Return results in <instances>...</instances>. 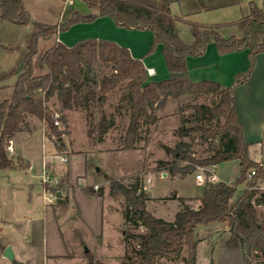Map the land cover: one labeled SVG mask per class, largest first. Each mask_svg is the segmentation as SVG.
I'll list each match as a JSON object with an SVG mask.
<instances>
[{
  "label": "trees",
  "instance_id": "16d2710c",
  "mask_svg": "<svg viewBox=\"0 0 264 264\" xmlns=\"http://www.w3.org/2000/svg\"><path fill=\"white\" fill-rule=\"evenodd\" d=\"M94 14L84 18L73 14L64 23L49 26L34 22L26 12L22 0H0V21L17 26H32L33 31L26 47L22 64L26 69L18 73L9 100L0 103V173L6 171H26L29 165L20 156H11L7 152L9 141L23 131L28 117L44 124L47 131L60 137L53 125L54 111L49 103L52 99L64 111L85 108L89 103L102 105L107 93L119 88L126 101L128 126L124 137L123 151H133L139 139V128L155 122V112L165 107L169 99H198L214 96L217 102L212 106L193 105V117L197 122L216 121L214 127L196 126L186 129L187 120L180 117L181 127L177 131L180 138L190 132H198L201 144H205L211 154L203 159L191 157V145L179 142L174 149L165 148L174 158V163L160 162L169 176L192 175L198 167L217 166L230 161H238L239 177L231 182L208 184L202 187L197 209L180 200V210L172 222L153 217L146 211L147 194L142 190L143 182L139 178L125 186L112 179L109 181L111 196L124 199L123 238L124 255L121 264H157L160 260L169 263L196 264L199 240L196 229L215 224H226L228 238L222 247L238 250L246 264H264V167L249 159V145L243 140L233 101L234 89L245 83L256 64V57L264 54V1L261 7L250 5L249 14L237 24L240 39L222 38L215 30H205L196 24H190L193 44L183 43L175 29L170 6L174 0H81ZM107 17L114 25L125 30L149 31L153 42L148 55L155 47H162V56L168 72V79L162 82H150L143 64L131 57L127 49L114 43L84 40L71 48L59 43L58 35L67 32L76 24L92 23L97 18ZM217 30V28H216ZM53 40V46L47 50L41 64L45 74L35 76L33 59L38 54L40 42ZM209 44H214L219 55L234 52H247L249 68L245 74L235 76L232 87L202 81L193 83L189 77L186 59L204 55ZM13 52L17 48L2 47ZM110 70L97 84L95 66ZM11 75L7 76L9 79ZM122 84V87L119 85ZM86 86L85 91H81ZM94 86L98 89L95 91ZM190 108V106H189ZM185 107H179L182 113ZM64 121V118L61 120ZM113 119L102 117L98 123L100 135L112 126ZM218 144L215 149L213 143ZM264 161V155H263ZM175 162H186L180 167ZM161 169V168H160ZM254 171L255 175L250 177ZM245 187L237 201L231 204L240 186ZM46 187L55 194L60 190ZM88 194L92 190L86 189ZM185 250V253H184ZM87 264H101L92 261L86 254ZM14 264V263H13Z\"/></svg>",
  "mask_w": 264,
  "mask_h": 264
},
{
  "label": "crops",
  "instance_id": "0c3cea01",
  "mask_svg": "<svg viewBox=\"0 0 264 264\" xmlns=\"http://www.w3.org/2000/svg\"><path fill=\"white\" fill-rule=\"evenodd\" d=\"M58 1L62 4L61 11L55 15H50V11H35L31 7L29 0L27 2L22 0V3L31 19L43 25L54 26L64 23L75 13L84 18L94 14V10L88 8L82 1L78 2L79 10L74 9L76 1L71 8L65 9L63 0ZM258 1L259 6L254 0H246L244 3L239 0H174L169 10L174 18L184 19L175 23V29L180 40L187 43V45H191L194 40L188 25L191 22L190 19L192 21L196 20L195 23L204 29L218 28L219 34L221 30H219V25L226 23V21L222 22L223 20L215 16L236 6L242 11L244 6L248 7L249 14L251 4L257 7L262 6L264 0ZM241 15L242 18L247 16ZM242 18H238L235 22H230L233 31L229 32L230 34L227 36H223L224 39L231 37L240 39L242 37L236 26ZM5 23L0 21V35L11 32L14 28H20V26L6 25ZM185 27H187L189 32L187 40H184L179 32L181 28ZM90 39L111 42L127 49L133 59L143 64L145 70H153L154 75L149 77L150 82H162L168 79V72L162 56V47L157 45L154 53L148 55L153 42V36L149 31L118 28L110 18L103 17L97 18L92 23L72 26L67 32L59 34L57 41L65 47L71 48L81 41ZM2 47H6V45L0 44V52H7ZM17 52L19 51L11 53ZM16 65L17 68H15ZM21 65L23 66L22 60L20 61L18 56L12 57L11 60H7L5 57L3 59L0 56L1 80L4 79L3 77L6 74L9 75L11 72H16V69L17 71L20 70ZM186 66L193 83L209 81L220 85L222 88H229L233 86L236 75L246 73L249 61L246 51L219 55L215 45L209 44L201 57H188ZM9 80H14L13 84L3 85L4 88L0 90V93H6L11 98L16 74L14 75L13 73ZM233 101L237 119L242 126L244 142L249 147L255 144L260 145L264 139V54L256 57V66L251 72L249 79L234 89ZM111 117L113 119L112 126L103 135H100L98 131L97 138L94 140L95 144L91 142L93 146L89 151H71L70 148L67 147L68 149H65L64 147V150L59 152V149H55L50 136L45 133L43 123L31 117L26 119L23 131L12 139V147L16 156H20L29 165L26 171H6L19 172L17 176L3 175L5 172L0 173V184L2 180L6 183L5 187H0V196L7 194L8 202L12 203L20 197L24 201L22 205L26 209L24 220H19L17 211H14V217L10 221L11 224H8L0 217V227L7 224L13 234L12 244L3 245L0 243L2 247L1 253L4 252L5 248L10 247L14 257L13 262L25 264V252L32 250L34 241L39 237L40 233L38 223H41L44 240L42 247L45 257L49 258L51 262L68 259L69 240L74 243V239L77 238L79 246H85L87 241L95 243L94 251L84 247L85 258L90 251L93 256L98 257L96 262L100 261L101 264H107V259H103L98 251L101 248L111 247L110 243L107 242L108 233L104 228V219L107 218L106 213L109 215H107L108 218H110V229L115 232L116 243L121 244L120 252L117 254V258L121 261L124 255V246L122 244L124 199L121 196H111L107 179H112L125 186L130 185L133 180L129 181L132 172L128 173L124 169L127 159L131 158V156H125L130 154L124 152L121 148L109 146L113 142L109 136L111 130L115 127L114 116ZM84 138L85 142H89L86 136ZM139 139L140 142L145 141L143 138ZM63 158L66 159L65 163L61 161ZM43 165L45 173L57 182L56 185L53 183L49 187L55 188L59 183L61 185L60 190L56 193V195H59L57 205L53 207L45 205L42 199V191L47 187L40 182L43 174ZM141 165L142 163H140V167H142ZM129 171H131L130 168ZM94 187H97V189L95 190ZM86 189H91L93 191L92 194H88ZM202 189L194 198L186 199L174 194L175 199L183 200V202L188 201L187 205L197 209ZM147 197L146 211L157 218L155 209L158 206V200L163 197H152L149 190ZM239 197L234 196L231 204L235 203ZM179 210L180 205L177 206L174 216ZM24 225L28 227L25 228ZM223 226L226 228L223 229L226 232L225 235H228L226 224H223ZM212 227L203 226L198 227L196 230H208ZM20 233H22V237L25 234H30L31 239L34 241L28 245L23 244ZM200 245H202V242H199L198 247ZM73 246L76 247V245L72 244ZM215 251L216 249H213L212 253L208 254L210 261L213 260ZM235 251L240 252L238 250ZM197 256L198 252L196 254V264ZM1 257H3L2 254Z\"/></svg>",
  "mask_w": 264,
  "mask_h": 264
},
{
  "label": "rangeland",
  "instance_id": "374dc122",
  "mask_svg": "<svg viewBox=\"0 0 264 264\" xmlns=\"http://www.w3.org/2000/svg\"><path fill=\"white\" fill-rule=\"evenodd\" d=\"M26 2L28 0H25ZM31 7L35 9V11L43 10L44 12L50 11V15L58 14L61 11L62 4L58 0H29ZM76 1V2H75ZM75 10H79V1L75 0ZM244 3L246 0H239ZM259 6V1L254 0ZM27 4V3H26ZM29 7V8H31ZM71 8V7H70ZM57 11V12H56ZM243 12V13H242ZM95 13V12H94ZM248 14V7L244 6L243 11L239 7L231 8L230 10H226L222 13H219L217 16L222 22L224 20L226 23H222L219 28V35L223 38V36H227L230 34L229 32L233 31V28L230 26V22H235L238 18H242V15ZM190 23L188 24H199L195 23L190 19ZM5 23V22H3ZM6 25H9L5 23ZM202 24V23H201ZM13 25V24H12ZM50 26V25H49ZM9 27V26H7ZM204 29V28H202ZM205 30H215L218 33V28H208ZM33 28L32 26L20 28H14L11 32L4 33L0 35V44H5L6 47L17 48V53L9 52H0L1 58L11 60L12 57H19L20 61L22 57L26 53V47L28 45L29 38L32 34ZM181 37L184 40H187V35L189 34L187 27L180 29ZM185 32V33H184ZM240 34V33H239ZM239 37V35H237ZM54 41L51 40L49 42H40L38 46V54L33 59V70L35 76H41L45 74V70L41 64V58L43 54L49 50L53 46ZM184 43V42H183ZM187 44V43H185ZM189 44V43H188ZM14 52V51H13ZM6 64V63H5ZM256 66V64H255ZM17 68V65L15 66ZM247 67L246 71L248 70ZM255 68V67H254ZM26 69V66H22L20 70L16 72H11L9 75H14ZM253 71V70H252ZM110 70L106 69L100 65L95 66V80L98 84L103 77L110 75ZM6 74L1 80L0 78V90L4 88L7 84H13L14 80L6 79ZM4 85V86H3ZM86 86L82 87V92L86 90ZM122 87V84L119 85ZM93 89L97 91L98 87L94 86ZM10 96V95H9ZM9 96L6 93H0V103L4 100H9ZM107 100L102 105H99L97 102L89 103L87 109L85 108H75L71 111H64L61 109L60 105L56 102L55 99H52L49 103L50 108L60 116L59 126L56 127L57 132L61 133L60 137H56L51 132L45 129V133L50 136V140L52 141L54 147L59 152H62L65 149L70 148L73 150H82L89 151L91 147L95 144L94 140L97 138L98 134V122L102 117L109 118L110 116H114L115 127L111 130L110 138L112 139V144H109L111 147L122 148L124 146V137L126 133V129L128 126V111H127V103L123 100L121 96V92L119 88H116L106 95ZM217 102V98L214 96L201 97L198 99H189V98H181L179 100L169 99L165 105V107L161 110L155 112V122L152 125L146 126L143 125L139 128V138L145 139L144 142H140L139 140L135 144V149L133 151H124L128 152L131 156L130 159H127L126 165L124 169L128 171V173L132 172V176H130V180L135 178H139L143 182L144 188L149 190L150 196L163 197L160 198L157 202V208L155 209V216L157 218L163 219L165 222H172L174 219V213L177 210V206L180 205L179 200L175 199V195L181 198H194L201 191V186L197 185L195 181V176L197 175V169L192 175H187L182 178L181 176H169L168 169H164L159 164L160 162L166 163H174V158L171 154H168L165 151V148L174 149L175 145L179 142H186L191 145V157L194 159H203L208 157L211 154V151L208 150L207 145L201 144L199 137L200 134L198 132H190V134L185 138H180L177 134V131L181 127L180 117H184L187 120V123L184 125L186 129H191L196 126H201L204 128L214 127L216 125V121L211 122H197L193 117V109L191 108L193 105H204V106H212ZM190 106V108H189ZM179 107H185L184 111L181 113L179 111ZM64 118V121L61 120ZM36 123V122H35ZM38 123V122H37ZM44 125V124H43ZM89 139V142H85V138ZM93 138V139H92ZM92 139V141H91ZM214 148H218L217 143H213ZM68 147V148H67ZM13 148V147H12ZM63 148V149H62ZM61 149V150H60ZM8 152V151H7ZM11 156H16L15 151L8 152ZM264 155V139L259 145H251L248 150L249 158L256 163H264L263 161ZM140 163H142V167H140ZM178 166L183 167L187 165L186 162H175ZM129 168L131 171H129ZM161 168V169H160ZM3 175L17 176L19 172H5ZM2 175V176H3ZM240 175V165L238 161H230L216 166L215 176L218 179V182L229 183L235 181ZM4 177V176H3ZM151 179V184L147 185L145 183L146 179ZM6 183L4 180L1 181L0 187H5ZM264 187V186H263ZM261 188V187H260ZM245 190L244 185L238 187L236 192V197L240 196L242 192ZM6 195V198H5ZM7 194L0 196V217L2 220L11 224L10 221L14 217V211H17L19 220H24L26 217V209L23 207L22 198L18 197L15 202H8ZM22 197V195H20ZM183 201V200H182ZM188 202V201H187ZM186 201L184 203L188 204ZM194 204V203H193ZM104 220V228L108 233L107 242L110 243L111 247H105L99 249V253L103 257V259H107V264H121V261L117 258V254L120 252L121 244L116 243L115 240V232L110 229L111 223L110 218L107 216ZM40 226L39 237L34 241L31 239L30 234H25L22 237V233H20L21 242L23 244H30L34 241V245L32 250H27L25 252V264H87L88 261L85 258V254L83 252L84 247L92 249L94 251L95 243L93 241H87L85 246L78 245L77 238L74 239V243H71L69 239V255L68 259L60 260L58 262H51L49 258L45 257V253L43 250V235H42V225L38 223ZM25 228L28 226L24 225ZM213 227L208 230H196L195 234L200 243L202 245L198 247V256H197V264H246L241 257L240 252L235 250H229L222 247L223 242L228 238V235H225V231L223 230L225 227L223 224L212 225ZM226 229V228H225ZM65 235V233H64ZM12 232L7 224L0 227V243L3 245L12 244ZM66 236V235H65ZM79 236V235H78ZM76 240V241H75ZM205 240L207 241L205 243ZM73 245H76L72 247ZM1 245H0V264H17L16 261L10 262L4 257L3 252L1 253ZM213 249H216L215 254L213 255V260H209V255L212 253ZM185 253V250H184ZM88 255L92 258L93 263L98 260L97 256H93L91 252H88ZM212 256V255H211ZM259 260L258 264H262ZM98 263H101L98 261ZM157 264H173L169 263L166 260H160ZM182 264V263H175Z\"/></svg>",
  "mask_w": 264,
  "mask_h": 264
},
{
  "label": "built area",
  "instance_id": "2783aa9c",
  "mask_svg": "<svg viewBox=\"0 0 264 264\" xmlns=\"http://www.w3.org/2000/svg\"><path fill=\"white\" fill-rule=\"evenodd\" d=\"M74 1L75 0H63V7L64 9L65 8H68V7H72L73 4H74ZM146 75L147 77H152L154 75V72L152 69H147L146 70ZM53 125L54 127H58L59 126V121H60V116L57 114V113H54L53 115ZM260 146V145H259ZM7 151L8 152H13V148H12V141H9L8 142V145L6 147ZM61 161L63 163L66 162V159H61ZM259 167H264V163H261L259 162ZM43 168V174L41 176V184L43 186H47L49 187L50 184H53L56 185L57 182L54 178H50L48 174L45 173L44 171V165L42 166ZM215 170H216V166H210V167H206V168H203V167H198L197 168V175L195 176V181L197 182V185L201 186V187H204L205 185H208V184H216L218 183V179L217 177L215 176ZM255 175V172L252 171L250 173V177L254 176ZM145 183L147 185L151 184V179L148 178L146 179ZM231 182H229L228 184H230ZM94 189L96 190L97 187H94ZM261 191H264V187L262 186L261 188ZM142 190L147 194L148 193V189L144 188V186L142 187ZM42 199L45 203V205L47 206H56L57 205V201H58V198L56 196V194L50 190H47V189H43L42 191Z\"/></svg>",
  "mask_w": 264,
  "mask_h": 264
},
{
  "label": "water",
  "instance_id": "95a60500",
  "mask_svg": "<svg viewBox=\"0 0 264 264\" xmlns=\"http://www.w3.org/2000/svg\"><path fill=\"white\" fill-rule=\"evenodd\" d=\"M22 67V65L20 66V68ZM57 198L59 197V195H56ZM3 257L6 258L7 260H9L10 262H13L14 257H13V253L10 247L5 248L4 252H3Z\"/></svg>",
  "mask_w": 264,
  "mask_h": 264
}]
</instances>
